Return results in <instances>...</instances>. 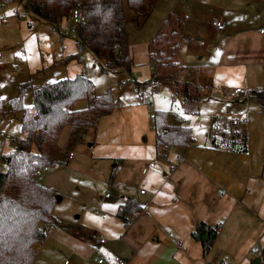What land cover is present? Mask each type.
Returning <instances> with one entry per match:
<instances>
[{"label": "crops", "instance_id": "crops-1", "mask_svg": "<svg viewBox=\"0 0 264 264\" xmlns=\"http://www.w3.org/2000/svg\"><path fill=\"white\" fill-rule=\"evenodd\" d=\"M154 3L156 0H149L148 15L135 21L138 28L153 14ZM4 4L0 1L1 11ZM203 4L215 15L208 29L205 24L206 32L197 46L202 51L198 55L200 62L189 64L188 57L184 61L178 53L184 67L176 83L158 81L151 86V95L154 100L155 95L167 90L175 99L180 97L185 110L194 114L200 112L201 103H221L226 109L213 112L197 131L191 123L168 121L190 126L193 140L187 146L159 150L154 120L150 118L153 109L147 104L150 96L141 98L133 90L134 84L145 86L152 79L149 44L159 29L150 33L142 47L130 45L133 67H138L131 72L135 74L132 79L123 67L102 71L95 57L100 72L113 73L119 81L115 84L117 91H113L110 81L94 85L95 94L111 90L116 107L86 130L84 140L67 155V163L44 169L39 178L59 192L54 210L58 221L50 225L46 239L37 244L34 264H60L65 259L71 264H110L114 256L122 257L127 264L263 261L264 104L251 92L264 89V0H202ZM13 13L19 15L18 11ZM133 16L134 13L132 19ZM179 16L190 19L186 12ZM8 18V13L2 16L4 21ZM161 18L164 21L166 17ZM214 21H221L225 27L217 28ZM35 27L32 22L31 28ZM184 30L183 26L180 47L186 38ZM58 40L60 57L53 56L56 61L52 59L51 69H63L64 77L79 73L88 76L77 40L60 31ZM70 55L76 56L62 63ZM185 82L196 84L197 93L186 95L181 86ZM120 83H124L123 87ZM238 86L246 92L233 94ZM88 104V100L81 99L74 107L85 108ZM217 118L223 119L219 125ZM236 130L245 137L246 152L229 149L222 143L223 139H231ZM69 133L70 130L60 137V145L65 144ZM151 162L154 165L150 167ZM114 182L121 187L114 186ZM127 185L136 189L128 191ZM140 188L145 192L141 193ZM106 191L111 197H104ZM128 199L141 209L121 216V205ZM200 222L218 230L208 253H204L202 241L192 235ZM201 234L206 237L205 231ZM102 235L107 236L104 243L98 241ZM259 257L261 260L256 262ZM101 258L105 261L99 262Z\"/></svg>", "mask_w": 264, "mask_h": 264}, {"label": "trees", "instance_id": "trees-1", "mask_svg": "<svg viewBox=\"0 0 264 264\" xmlns=\"http://www.w3.org/2000/svg\"><path fill=\"white\" fill-rule=\"evenodd\" d=\"M0 1L9 4L17 0ZM25 1L30 11L51 24L67 16L72 8H83L87 19L79 27V39L84 49L87 47L92 51L102 71L124 67L132 72L134 63L127 35L124 0ZM148 2L127 0L134 12L133 20L138 21L148 15ZM183 21L178 14L169 13L162 23L165 27L159 28L151 40L149 54L155 65L152 78L155 76L159 81L176 83L184 67L178 60ZM116 43L119 49L113 54ZM75 56H68L62 63H69ZM181 86L186 95L197 93L194 83L185 82ZM94 88V82L82 73L39 86H35L33 77L18 84V94L11 98L10 105L11 111L20 115L21 135L16 145L0 153V264H34L37 244L46 239L48 228L58 221L54 210L59 192L41 183L36 172L67 163V155L76 143L84 140L86 130L96 126L102 115L114 110L116 99L113 92L109 90L96 95ZM28 90L33 93L30 105L24 101ZM251 93L264 104V89H254ZM81 99L89 101L87 107H74L75 102ZM4 113L0 99V118ZM68 126L69 137L65 144L60 145L61 134ZM154 128L159 150L169 146H187L193 140L191 127L170 124L164 110L155 111ZM231 136L229 140H222L223 145L246 152L245 137L237 130ZM140 209L138 203L128 199L121 205L120 214L123 216L126 211ZM201 231L206 232L205 238ZM217 233V227L205 222H200L192 231L193 237L202 241L204 253L211 250ZM260 256L263 257L264 252Z\"/></svg>", "mask_w": 264, "mask_h": 264}, {"label": "rangeland", "instance_id": "rangeland-1", "mask_svg": "<svg viewBox=\"0 0 264 264\" xmlns=\"http://www.w3.org/2000/svg\"><path fill=\"white\" fill-rule=\"evenodd\" d=\"M201 1L156 0V3L153 5V8L155 7L153 14L145 21L141 28H138V24L132 19L134 12L126 2L124 8L130 45L142 47V44H145L150 33L154 30L157 31L161 27L163 23L161 16L164 18L171 12L178 15L186 12L189 13L190 19H184L186 38L180 47L179 55L182 54L184 56L182 58L184 61L188 57L190 60L189 64L196 65L200 62L198 55L202 54V51H199L197 46L203 40L202 36L206 32L204 26L206 24L208 29L209 21L215 15V11L211 10L207 5H201ZM183 5L186 6L183 7ZM13 11H18L19 15L13 13ZM5 13L9 14L7 21L2 19ZM32 22L35 23V28H31ZM261 26L264 27V24H261ZM190 36L192 39L189 38ZM58 38L59 29L53 24L49 25L42 18L31 12L25 0H17L13 4L3 5V10H0V51L3 54V58L0 61V99L5 113L0 118V130H4L8 134L17 137L21 135L20 116L17 117L11 111L10 105L11 98L18 94V83L20 80H26L30 76H33L34 84L37 86L46 81H54L64 77L61 76L63 69H51L52 59L55 60L53 56L58 57L57 59L60 57L58 55ZM83 56L86 65L85 70L87 71V75L94 81L95 86L110 81L113 91L119 90V87L115 85L119 83L117 76L113 73H101L95 56L89 48L86 47L83 50ZM44 66L46 67L43 68ZM137 68L133 67L131 71L137 70ZM143 74L149 75V72H143ZM172 95L173 93L167 90L157 94V96L155 95V104L152 107L153 112L159 109L165 110L167 121L191 123L193 129L196 131L210 120L213 112H222L226 109L224 106H221V103H201L200 112L194 114L185 110L184 101L180 97L177 96L175 99V95L174 97ZM32 100V90H28L24 95V101L30 105L32 104ZM217 119L219 125L223 119ZM69 130L70 127H66L61 136L64 138ZM12 146L10 141L0 139V153ZM2 166L5 167L3 164ZM258 264H264V259Z\"/></svg>", "mask_w": 264, "mask_h": 264}, {"label": "built area", "instance_id": "built-area-1", "mask_svg": "<svg viewBox=\"0 0 264 264\" xmlns=\"http://www.w3.org/2000/svg\"><path fill=\"white\" fill-rule=\"evenodd\" d=\"M186 17H188V16H186ZM86 19H87V12L81 7H75L69 11L67 16H65L63 19H61L60 21L53 24L55 27H57L59 29V31L64 36L72 37V38H75L77 40V49H78V52H80L81 57H83V50H84L85 46H84L83 42L79 39V27L81 24H84L86 22ZM213 24L219 29H223L225 27V25L221 21H214ZM32 27H33V25H32ZM164 27L165 26L162 25L160 27V29H163ZM262 31H264V30H262ZM118 49H119V44L118 43L114 44L113 54H116ZM2 58H3V54L0 51V61L2 60ZM154 66H155L154 63L152 62L151 63L152 70H154ZM134 75H135L134 73H130L129 79H132V77ZM158 81L159 80L156 79V77L154 76L151 79L150 83L146 86H139L137 84H134V86H133L134 92L136 94H138L141 98H146V97L150 96L149 98H147L148 99L147 104L150 105L151 107H153L155 104L154 100L152 98V95H151V93H152L151 86L153 84L157 83ZM123 85H124V83H120L119 86L123 87ZM245 92H246V90L244 87L238 86V87L233 89L232 93L238 95L240 93H245ZM150 118L153 120L155 119V112H153V111L151 112ZM0 139L8 140V141H10V143L12 145H16L19 142V137L8 134L7 132H5L3 130H0ZM172 147L173 146H169L168 148H172ZM72 155H73V153H71V156ZM153 165H154V162H151L150 167ZM146 170H147V168H145L144 172H146ZM43 171H44V169L37 170L36 177L41 178ZM113 185L116 187H121V185L118 182H114ZM125 188L128 191H132V190L136 189V187L132 186V185H127ZM140 192L144 193L145 189L140 188ZM104 197L105 198L111 197V193L109 191H106L104 194ZM132 218H133V216L129 219L128 222H131ZM106 240H107V236H105V235L98 237V241L100 243H104V242H106ZM104 261H105L104 258L99 259V262H104ZM109 263L110 264H127V261L120 256H114L110 260ZM60 264H71V261L69 259H65Z\"/></svg>", "mask_w": 264, "mask_h": 264}, {"label": "water", "instance_id": "water-1", "mask_svg": "<svg viewBox=\"0 0 264 264\" xmlns=\"http://www.w3.org/2000/svg\"><path fill=\"white\" fill-rule=\"evenodd\" d=\"M261 260V258L259 257L257 260H256V262H259Z\"/></svg>", "mask_w": 264, "mask_h": 264}, {"label": "clouds", "instance_id": "clouds-1", "mask_svg": "<svg viewBox=\"0 0 264 264\" xmlns=\"http://www.w3.org/2000/svg\"><path fill=\"white\" fill-rule=\"evenodd\" d=\"M109 16H111V13H109Z\"/></svg>", "mask_w": 264, "mask_h": 264}]
</instances>
